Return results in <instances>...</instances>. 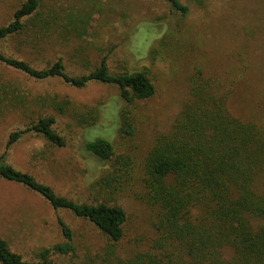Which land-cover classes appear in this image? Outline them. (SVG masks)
<instances>
[{
    "label": "rangeland",
    "instance_id": "374dc122",
    "mask_svg": "<svg viewBox=\"0 0 264 264\" xmlns=\"http://www.w3.org/2000/svg\"><path fill=\"white\" fill-rule=\"evenodd\" d=\"M190 13L182 17L162 0H41L24 28L0 41V53L37 69L62 59L71 76L87 74L104 58L112 72L147 71L154 97L130 106L134 135L120 137L117 123L124 107L116 87L91 83L77 89L62 79L36 80L0 62V156L30 173L59 195L80 203L109 201L128 214L126 236L118 252L130 255L155 239L153 214L142 202L140 179L148 153L160 133L171 130L189 96L194 67L235 91L230 112L247 121L264 122V0H181ZM26 0H0V28L14 21ZM87 19L86 28L72 20ZM154 52L151 54V51ZM44 101L46 103L44 104ZM83 111L103 107L101 123L79 128L53 103ZM57 119L56 130L67 146L55 147L36 133L26 134L10 149V136L39 116ZM92 136L110 139L118 157L131 159V178L111 187L98 182L112 168L85 152ZM59 218L74 234L76 252L53 256L56 264H86L110 243L92 223L56 211L41 196L0 178V237L25 260L63 241ZM224 257L230 259L231 249Z\"/></svg>",
    "mask_w": 264,
    "mask_h": 264
},
{
    "label": "trees",
    "instance_id": "16d2710c",
    "mask_svg": "<svg viewBox=\"0 0 264 264\" xmlns=\"http://www.w3.org/2000/svg\"><path fill=\"white\" fill-rule=\"evenodd\" d=\"M182 17L190 8L181 0H162ZM41 0H26L14 21L0 28V41L19 33L23 21L35 15ZM80 22L84 28L87 19ZM154 49L151 51V54ZM0 62L36 80L62 79L77 89L91 83L114 86L124 107L119 112L118 134L134 135L130 106L154 97L156 87L147 71L125 69L112 72L104 58L87 74L71 76L62 59L37 69L27 62L0 53ZM189 96L171 130L157 135L148 153L140 179L142 202L153 214L155 239L146 249L130 255L118 252L126 236L128 214L109 201L80 203L59 195L30 173L20 171L0 156V178L21 185L41 196L56 211H66L92 223L110 243L98 254H89L86 264H264V122L234 116L229 102L235 91L207 76L195 66L189 78ZM46 101H44V104ZM53 103L55 111L71 116L79 128L93 129L101 123L103 107L83 111L71 104ZM57 119L42 115L30 127L14 132L10 149L26 134L42 136L49 144L64 148L67 137L56 130ZM85 152L111 170L98 182L102 187L131 178V159L118 157L113 142L92 136ZM63 241L40 250L36 261H28L0 237V264H56L53 256L76 252L74 234L59 218ZM231 249L230 259L224 250Z\"/></svg>",
    "mask_w": 264,
    "mask_h": 264
}]
</instances>
